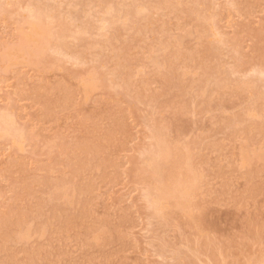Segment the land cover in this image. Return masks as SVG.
I'll list each match as a JSON object with an SVG mask.
<instances>
[{
  "label": "rangeland",
  "instance_id": "obj_1",
  "mask_svg": "<svg viewBox=\"0 0 264 264\" xmlns=\"http://www.w3.org/2000/svg\"><path fill=\"white\" fill-rule=\"evenodd\" d=\"M0 264H264V0H0Z\"/></svg>",
  "mask_w": 264,
  "mask_h": 264
}]
</instances>
